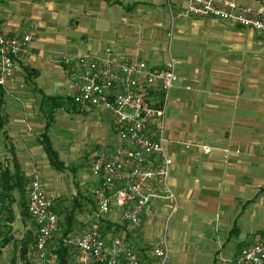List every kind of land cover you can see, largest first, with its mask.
<instances>
[{
	"label": "crops",
	"instance_id": "crops-1",
	"mask_svg": "<svg viewBox=\"0 0 264 264\" xmlns=\"http://www.w3.org/2000/svg\"><path fill=\"white\" fill-rule=\"evenodd\" d=\"M185 9L186 0H0L10 33L35 30L15 82L0 87V257L44 264L31 254L35 221L27 198L35 169L46 191L53 186L47 192L57 198L64 227L70 226L66 215L73 216L70 233L88 226L96 210L92 191L99 181L90 161L94 151L112 148L118 133L111 109L73 100L75 84L63 59L85 54L118 62L141 58L154 66L173 57L177 63L164 146L174 159L169 181L178 208L165 226L169 202L154 200L136 227L115 206L106 232L127 238L145 264H153L152 245L162 238L169 241L171 264H237L243 246L264 240V177L258 171L264 167V35ZM58 120L69 133L94 121L107 136L95 134V148H87L61 133L53 136ZM55 142L83 161L69 166ZM66 169L73 172L70 199L59 187L58 171ZM16 170L28 180L25 200L15 186L5 195V176ZM60 238L50 239L49 252L56 253Z\"/></svg>",
	"mask_w": 264,
	"mask_h": 264
},
{
	"label": "built area",
	"instance_id": "built-area-1",
	"mask_svg": "<svg viewBox=\"0 0 264 264\" xmlns=\"http://www.w3.org/2000/svg\"><path fill=\"white\" fill-rule=\"evenodd\" d=\"M245 1L186 0L185 13L218 18L264 35V2L252 6ZM34 35L32 28L21 35L10 33L0 16V87L15 82L20 60ZM63 61L75 84L74 102L111 109L118 142L92 154L91 174L99 181L92 191L96 210L90 224L78 233H63L54 198L44 188L39 171L33 170L27 198V210L35 221L31 254L44 264H58L48 243L60 235L73 264H145L127 238L108 234L105 227L115 206L136 227L154 200H167L171 213L178 208L169 181L174 159L164 146L168 100L178 81L176 60L171 57L164 65L154 66L141 58L118 62L85 54ZM210 150V146L205 148ZM157 182L160 188L154 186ZM2 216L0 205V220ZM152 252L153 264H169L171 250L166 238L155 241ZM236 263L264 264V240L243 246Z\"/></svg>",
	"mask_w": 264,
	"mask_h": 264
},
{
	"label": "rangeland",
	"instance_id": "rangeland-1",
	"mask_svg": "<svg viewBox=\"0 0 264 264\" xmlns=\"http://www.w3.org/2000/svg\"><path fill=\"white\" fill-rule=\"evenodd\" d=\"M88 120H90V116L87 117ZM87 126L86 125H83V127L79 126L78 127V130L76 131H73V132H70L69 133V130L68 128L66 127V124L65 122L62 120H58L57 123H56V126L54 128V134H59L61 133V136L62 137H67L69 139H75L77 142H80L81 144H83V146L87 147V148H95V143L97 142V140L95 139V134H99L100 137H103V136H107L105 130L103 131L101 128L97 127V125L95 124L94 121H91L89 124H88V129L85 127ZM77 136V137H76ZM101 142V141H100ZM71 143V141L69 140V142L67 143V145H69ZM104 144V143H103ZM63 142H61L60 144H58L57 142H55V147L59 149L60 153L62 151V155H63V158L64 160L68 159L70 162L68 163L69 166H71L73 168V165L76 164V163H81L83 161V158H69V151H67V148H63L61 149L60 146H63ZM106 147L102 148V149H105ZM65 153H67V156L65 155ZM58 171V170H57ZM259 171V174L261 176L264 177V167H259L258 169ZM56 172V171H55ZM60 174V185L59 187L62 188V195L63 197H66L68 199L72 198L74 196V194H70L71 192H69L70 190V183L69 182V178H72L71 176H73V172L71 170H64V171H58ZM56 172V173H58ZM72 173V174H71ZM68 174H71V176H68ZM45 181H47V178L45 177L44 178ZM94 189V188H93ZM47 191L49 192H53L54 191V188L52 185H50L49 187H47ZM65 194H67L66 196H64ZM54 198V201L55 199L57 200V198L55 196H53ZM174 213H171V209H168V212L166 213L165 215V219H164V222H165V226L167 225V223L169 222L171 216L173 215ZM164 228V227H163ZM169 242V241H168ZM21 252L20 254L18 255L17 254V257L21 258ZM173 257V254L171 252V260L169 262V264H171V262L173 261L174 257ZM12 257L10 259H6L5 257H0V264H19V261L16 263L13 262V259ZM219 263V261H218Z\"/></svg>",
	"mask_w": 264,
	"mask_h": 264
},
{
	"label": "trees",
	"instance_id": "trees-1",
	"mask_svg": "<svg viewBox=\"0 0 264 264\" xmlns=\"http://www.w3.org/2000/svg\"><path fill=\"white\" fill-rule=\"evenodd\" d=\"M55 107L56 105L59 104H53ZM48 114H52L48 112ZM49 140V139H46ZM48 142V141H47ZM47 149L50 151V153H52L51 155V160L52 162H59V158H58V154H56L54 152V150L52 149V144L48 142L47 144ZM59 167V166H58ZM62 167V166H61ZM60 168V167H59ZM5 182H4V190L7 191V193L5 194L6 196H8L11 187L13 188V186L17 187L18 192H20V196L23 200H25V196H26V184L28 182L27 178L25 177L24 173L20 170H16V172L10 173L9 176H5ZM7 183H10L9 186H7ZM1 195V194H0ZM28 211V210H27ZM66 217H69V221H67V224L70 226L69 227H64L63 224V233L64 234H69L70 232V228L71 226L74 224V222L72 223L73 220V216L72 215H66ZM56 254L58 256V264H73L71 257H70V249L67 245L64 244L63 242V237L61 236L59 243H58V248L56 249Z\"/></svg>",
	"mask_w": 264,
	"mask_h": 264
}]
</instances>
